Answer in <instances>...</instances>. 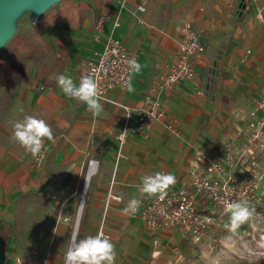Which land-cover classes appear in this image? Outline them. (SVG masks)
Listing matches in <instances>:
<instances>
[{
	"label": "crops",
	"instance_id": "1",
	"mask_svg": "<svg viewBox=\"0 0 264 264\" xmlns=\"http://www.w3.org/2000/svg\"><path fill=\"white\" fill-rule=\"evenodd\" d=\"M150 1L152 4L142 6L140 0H124L118 6L107 5L106 9L98 12L119 13L120 26L114 31V36L136 54V60L139 56L143 58L141 72L132 76L135 91L130 93L126 88L109 92L106 99L101 100L103 111L100 116L93 117L86 105L75 99L65 100L57 82L53 84L49 78L43 85L44 90L37 92L32 91L25 82L26 78L18 88L0 83V125L3 122L10 125L20 114H40L48 124L62 132L58 137L63 140L59 146L60 155H66L62 161L73 160L78 165L89 143L93 142L95 147L92 150L98 146L102 151L106 147L110 158V137L120 130L133 132L131 123L135 110L147 95L156 97L166 117H174L181 122L180 135H170L164 119L153 124L149 141L139 145L127 142L120 161L123 165L119 163L117 167L119 180L112 184L111 193L115 197L123 195L118 185L124 175L133 181L136 179L141 185L144 175L158 171L171 173L176 177V183L167 189V193L178 189L188 178L189 171L200 166L196 162L199 152L210 159L221 160L224 166L229 164L230 154H225L223 146L248 147L249 112L264 96V22L257 19L258 10L264 9V1ZM138 5L145 11L140 12ZM95 17L91 22L82 24L80 21L78 24L77 27L85 29L84 33L77 31L80 32V38L76 40L78 47L69 45L63 37L69 51V63L76 67L74 78L77 83L81 76L86 75L87 63L102 50V43L93 41ZM185 23H190L199 33L204 47L203 54L193 59L194 77L189 82L176 85L168 93H150L165 65L172 62L179 30ZM70 28L69 23L63 27L64 30ZM61 34L64 36L62 30ZM246 50L250 54L241 62ZM62 73L65 75L67 69ZM119 105L132 110L126 128L125 113ZM136 147L137 155L129 156L131 148ZM104 161L107 165L110 163L107 158ZM97 192L100 191L97 189ZM110 201L106 197L109 208L115 206V202ZM130 238L141 243L139 251L144 254L143 264L147 261L156 264L147 252L150 238L147 235L143 238L132 235Z\"/></svg>",
	"mask_w": 264,
	"mask_h": 264
},
{
	"label": "rangeland",
	"instance_id": "2",
	"mask_svg": "<svg viewBox=\"0 0 264 264\" xmlns=\"http://www.w3.org/2000/svg\"><path fill=\"white\" fill-rule=\"evenodd\" d=\"M61 1L51 2L38 14L34 13L35 2L27 3L12 20L11 31L6 32L0 44V60L25 63L24 78L32 91H40L48 78L55 84L64 69H67L65 75L75 81L76 67L69 63V51L63 37L69 45L78 47L76 40H79L80 32L77 31L84 33L85 29L77 27L75 22L69 23V30L63 29L66 24L55 18ZM68 1L74 2V9L78 10L83 24L91 22L107 5L118 6L124 0ZM148 3L152 4L150 0H140L142 6ZM141 59L139 56L137 60L140 64ZM141 65L143 68V63ZM64 98L71 99L66 95ZM29 115L42 119L40 114L28 112L17 115L10 125L8 122L0 125V170L6 175L16 171L31 175V181L20 189L0 186V239L4 241L5 257L12 264L16 261L19 264H64L73 233L84 238L95 236L101 230L114 244L115 264H143L144 254L139 251L141 243L132 241V235L150 238L147 252L156 264H264V137L247 148L232 146L229 164H225L228 174L233 173L241 181L251 184L250 197L242 201L251 210V216L234 232L226 227L228 221L213 242L194 245L176 231L151 233L139 219L123 214L124 207L133 197L141 203L152 197L140 192L141 185L136 179L133 181L124 175L118 185L123 202L111 200L115 206L105 207L113 182L119 180L117 167L119 163L123 165L120 161L125 144L129 141L135 145L145 143L150 140L151 131L146 137L130 131L121 140L118 137L124 130H120L110 137V158L106 147L102 151L98 146L92 150L94 142L89 143L79 167L73 160L62 161L66 156L59 152L63 140L58 137L62 132L49 124L54 142L44 141V159L38 163L11 140L12 124ZM133 148L129 156L137 155V147ZM106 158L110 160L108 165L104 161ZM90 162L94 172L88 180ZM146 264L150 263L147 261Z\"/></svg>",
	"mask_w": 264,
	"mask_h": 264
},
{
	"label": "built area",
	"instance_id": "3",
	"mask_svg": "<svg viewBox=\"0 0 264 264\" xmlns=\"http://www.w3.org/2000/svg\"><path fill=\"white\" fill-rule=\"evenodd\" d=\"M138 10L145 11L143 7H139ZM137 22L142 23L140 19ZM107 25L110 27L108 28ZM119 26V13L112 15L101 12L93 23V41L102 43V50L96 58L87 63L86 75H91L98 81L103 99H106V95L114 89H126V81L130 75L128 61L133 57L136 58V54L125 48L114 36V31ZM179 34L175 56L158 75L150 88V93H168L176 85L189 82L194 77L193 59L204 52L200 35L190 23L182 25ZM249 54L250 51L246 50L241 62H244ZM43 90L44 87L41 86L40 91ZM119 106L125 113L126 128L132 110L127 106ZM164 119L168 131L179 136L181 122L174 117H166L156 97L150 94L135 110L131 127L134 133L146 137L153 124ZM247 128L250 132L247 139L248 146L254 145L264 137V96L249 112ZM223 151L229 155L231 146L224 145ZM196 162L201 167L189 171L188 178L178 189L168 192L163 200L157 195L141 203L139 210L130 215L139 219L151 233L176 231L194 245L213 242L221 234L229 218L224 210L225 203L242 202L243 199L249 198L252 187L250 183L241 181L233 173L228 174L221 160L210 159L199 152L196 154ZM90 166L93 167L91 162ZM110 200L117 201L114 198L109 199L108 194L107 201ZM108 202L105 204L106 208ZM14 264L19 262L16 261Z\"/></svg>",
	"mask_w": 264,
	"mask_h": 264
},
{
	"label": "clouds",
	"instance_id": "4",
	"mask_svg": "<svg viewBox=\"0 0 264 264\" xmlns=\"http://www.w3.org/2000/svg\"><path fill=\"white\" fill-rule=\"evenodd\" d=\"M257 19L264 22V9L258 10ZM128 66L130 75L125 86L127 91L131 93L135 91L132 84V76L141 72L142 65L133 57L129 59ZM57 85L64 95L85 104L93 117L100 116L103 111L101 103L103 97L99 83L93 76L83 75L77 83L71 76L61 74L57 77ZM121 133L118 139L123 140L127 131ZM11 140L19 144L34 159L42 161L45 155L44 141L54 142V133L45 120L29 115L12 124ZM175 183L176 177L173 174L158 171L141 177L140 192L146 196L158 195L159 199L163 200L167 194V189ZM113 198L123 202V195L113 197L109 193V199ZM140 206L141 200L133 197L124 207L123 214H134L139 210ZM224 210L229 215V223L226 227L233 232L251 216V210L244 202H226ZM115 259L114 244L101 230L95 236H86L84 238H79L78 233H73L70 237V245L64 256V264H115Z\"/></svg>",
	"mask_w": 264,
	"mask_h": 264
},
{
	"label": "trees",
	"instance_id": "5",
	"mask_svg": "<svg viewBox=\"0 0 264 264\" xmlns=\"http://www.w3.org/2000/svg\"><path fill=\"white\" fill-rule=\"evenodd\" d=\"M85 6H88V4H85ZM79 17L78 10L74 9L73 1L62 0L55 11V18L61 24L75 22V24L78 25L80 23ZM25 71L26 67L23 62L15 63L0 60V83L11 88H18L24 80ZM30 181L31 175L29 172L16 171L12 172L10 175H6L5 172L0 170V186L10 185L20 189ZM228 221L229 218L227 219V222ZM78 237L81 238L79 233Z\"/></svg>",
	"mask_w": 264,
	"mask_h": 264
},
{
	"label": "water",
	"instance_id": "6",
	"mask_svg": "<svg viewBox=\"0 0 264 264\" xmlns=\"http://www.w3.org/2000/svg\"><path fill=\"white\" fill-rule=\"evenodd\" d=\"M35 2L34 13H40L55 0H0V44L7 31H11V23L22 7ZM0 264H12L4 254V241L0 239Z\"/></svg>",
	"mask_w": 264,
	"mask_h": 264
},
{
	"label": "bare ground",
	"instance_id": "7",
	"mask_svg": "<svg viewBox=\"0 0 264 264\" xmlns=\"http://www.w3.org/2000/svg\"><path fill=\"white\" fill-rule=\"evenodd\" d=\"M93 171H94V167H91L90 168V171H89V173L87 174L88 175V177H87V179L89 180V176L91 175V174H93ZM88 184V183H87ZM87 189V188H86ZM80 210V209H79ZM80 214V213H79Z\"/></svg>",
	"mask_w": 264,
	"mask_h": 264
}]
</instances>
